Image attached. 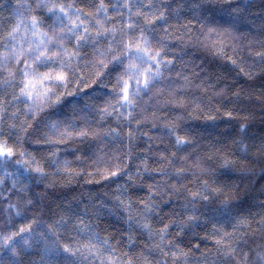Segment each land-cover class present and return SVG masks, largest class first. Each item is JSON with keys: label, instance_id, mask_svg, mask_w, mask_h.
<instances>
[{"label": "clouds", "instance_id": "1", "mask_svg": "<svg viewBox=\"0 0 264 264\" xmlns=\"http://www.w3.org/2000/svg\"><path fill=\"white\" fill-rule=\"evenodd\" d=\"M0 264H264V0H0Z\"/></svg>", "mask_w": 264, "mask_h": 264}]
</instances>
